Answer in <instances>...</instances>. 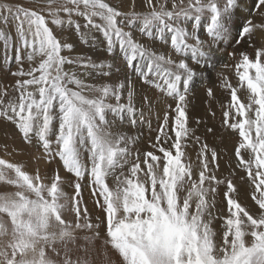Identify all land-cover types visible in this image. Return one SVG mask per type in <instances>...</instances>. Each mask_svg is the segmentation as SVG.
<instances>
[{
	"label": "snow or ice",
	"instance_id": "6c2138e0",
	"mask_svg": "<svg viewBox=\"0 0 264 264\" xmlns=\"http://www.w3.org/2000/svg\"><path fill=\"white\" fill-rule=\"evenodd\" d=\"M0 23L5 62L17 66L14 84L0 87V121L40 153L37 162L58 164L51 175L30 174L0 158V264H94L98 243L104 264H112L109 249L120 264H264V42L254 58L229 53L239 56L238 85L222 81L231 98L222 126L238 139L227 175H218L219 153L195 135L188 114L192 85L223 45L252 47L258 34L264 41V0H129L128 11L112 0H0ZM121 64L123 80L102 82ZM127 69L175 101L171 125V104L157 116L152 151L136 148L139 136L122 127L125 119L136 127L139 115L151 130ZM143 100L151 109L152 98ZM245 184L258 207L243 203Z\"/></svg>",
	"mask_w": 264,
	"mask_h": 264
},
{
	"label": "rangeland",
	"instance_id": "374dc122",
	"mask_svg": "<svg viewBox=\"0 0 264 264\" xmlns=\"http://www.w3.org/2000/svg\"><path fill=\"white\" fill-rule=\"evenodd\" d=\"M13 4H20L24 7H32V0H11ZM113 3L118 5H122L123 11L129 10V0H112ZM139 4V0H137ZM247 15V11H245ZM258 19L254 17V21ZM4 25L0 23V28H3ZM9 27L11 29V33L13 37L15 36V21L9 18ZM99 35L98 33L96 34ZM139 37V34H137ZM73 40H76V37H72ZM191 42V41H190ZM262 39L257 35V39L255 44L252 47L248 45H223L222 47L226 49L229 53L234 51V48L237 51H246L250 58H254L255 50L260 46ZM264 42V41H263ZM156 47H160L157 43ZM78 51L87 54L88 49L84 45H80ZM228 53L225 62L216 65L215 71L209 76L208 73H205L203 76L204 79L200 81V83L195 82L191 91L188 94V114H189V124L192 129H195V135L199 136L201 140L207 143L210 147L215 148L219 153L220 159L218 161L220 165V169L218 175H227L226 165L231 161L235 162L234 157V148L236 146V141L238 136L236 133L231 132L230 130H225L223 125V112L227 108V104L230 103V89L222 86V81L224 78H227V81L231 83L233 86L238 85V77L236 75L235 65L239 60V56H230ZM8 56H14V51L9 50ZM95 58V56H94ZM101 59H105V62H110L106 60V58L101 57ZM227 65V67H225ZM16 64L13 62L11 64L5 62V52L3 49V44L0 42V87L5 85L11 86L14 84L16 77H13L10 74V71L16 70ZM27 67V64L25 65ZM121 71L112 76L111 80L105 79L102 82H120L123 80L125 75L124 65H120ZM115 72V69H113ZM127 73L131 78L133 85L136 89V95L134 98L135 107L139 113V111H143L144 118L146 121L151 122V130L147 123H139V115H137L138 123L136 127H132L127 119H125L123 124V130L127 131L131 136H139V141L136 148H139L143 151H152L153 149L150 147V143L155 141V137L157 135V129L159 127L160 120L157 119L159 116L162 120L164 112L167 109V105L171 104L172 109L170 110V125L172 118L175 116V101L171 98L163 97L161 94L154 89H149L147 87H143L138 81L137 78L132 71V69H127ZM89 83L93 82L91 80ZM208 89H212L213 95H208ZM147 95L152 98L151 109H149V105L143 100V97ZM238 96H242L243 99L246 100V93L241 90L238 92ZM111 103H115L114 100L110 101ZM122 102H126L125 100ZM197 120L201 122L198 124ZM212 128L214 131L208 132L207 129ZM174 135V133L172 134ZM4 145H7V151H5ZM199 148V145L193 144L189 153L193 160H195L196 152ZM40 153L37 150L23 142L20 135L13 125L10 123H6L0 121V158L6 159L9 162L13 163H22L25 165V170H27L30 174H35L37 169L40 170L41 175L45 172L52 174L53 170L57 169V162H53L51 164L46 163L44 160H40L37 162L34 157L39 156ZM135 156V152L133 153V157ZM133 157L129 159L132 160ZM141 159L143 157L141 156ZM119 169L117 170V174H119ZM123 171L127 174L128 168L125 167ZM61 176H64L65 173L63 169H60ZM109 184L112 186L113 180L109 178ZM6 186L0 184V191L5 190ZM7 191H14V188L7 187ZM70 195L73 192L72 188L65 189ZM241 199L244 204L251 208L258 207L254 204V201L250 198L251 189L245 184L241 187ZM220 195L217 197V200L220 201L223 199V191L224 188H220ZM83 199L86 203V206L91 212V215L95 217L99 214V210L95 207L92 199L91 192L88 187L83 189ZM223 207L224 213L226 214V204L219 205ZM6 219V218H5ZM217 229H219V222H217ZM108 257L110 258L112 264H120V257L113 250L109 249L107 252ZM92 259L94 264H104V252L100 249L99 243L97 244L96 252L92 253Z\"/></svg>",
	"mask_w": 264,
	"mask_h": 264
},
{
	"label": "bare ground",
	"instance_id": "6f19581e",
	"mask_svg": "<svg viewBox=\"0 0 264 264\" xmlns=\"http://www.w3.org/2000/svg\"><path fill=\"white\" fill-rule=\"evenodd\" d=\"M244 3L250 5L252 3V0H244ZM245 11H247V9H245ZM244 13L246 14V12H244ZM258 36L260 37L259 34H258ZM227 48L224 49L222 52H220V53H218L216 55L215 60H214V66L213 67H207V66H205V67L202 68V71H203L204 74L205 73H208V75L210 76L215 71L216 65L218 66L219 64L225 62V59L227 58V55L229 53L228 50H227ZM203 79H204V77L203 78H198L195 82L200 83V81L203 80Z\"/></svg>",
	"mask_w": 264,
	"mask_h": 264
}]
</instances>
